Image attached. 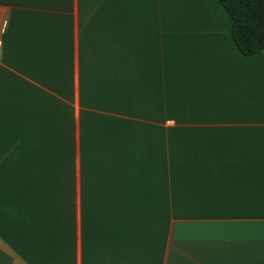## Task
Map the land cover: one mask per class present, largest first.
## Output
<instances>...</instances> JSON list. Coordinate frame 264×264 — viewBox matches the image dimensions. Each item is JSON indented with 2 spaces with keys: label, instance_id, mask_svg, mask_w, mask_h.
<instances>
[{
  "label": "crops",
  "instance_id": "1",
  "mask_svg": "<svg viewBox=\"0 0 264 264\" xmlns=\"http://www.w3.org/2000/svg\"><path fill=\"white\" fill-rule=\"evenodd\" d=\"M0 264H264V56L217 0H0Z\"/></svg>",
  "mask_w": 264,
  "mask_h": 264
},
{
  "label": "trees",
  "instance_id": "2",
  "mask_svg": "<svg viewBox=\"0 0 264 264\" xmlns=\"http://www.w3.org/2000/svg\"><path fill=\"white\" fill-rule=\"evenodd\" d=\"M231 19V36L244 56H264V0H217Z\"/></svg>",
  "mask_w": 264,
  "mask_h": 264
}]
</instances>
